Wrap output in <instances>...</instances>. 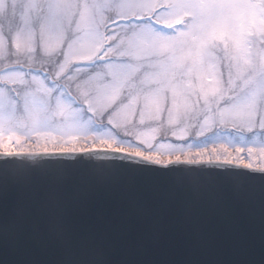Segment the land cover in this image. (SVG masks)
I'll return each instance as SVG.
<instances>
[{"label":"snow or ice","instance_id":"snow-or-ice-1","mask_svg":"<svg viewBox=\"0 0 264 264\" xmlns=\"http://www.w3.org/2000/svg\"><path fill=\"white\" fill-rule=\"evenodd\" d=\"M153 121L176 131L160 140ZM194 131L240 142L194 147ZM74 175L126 188L80 213L55 191L34 198ZM161 179L258 186V222L144 186ZM0 264H264V0H15L0 14Z\"/></svg>","mask_w":264,"mask_h":264},{"label":"water","instance_id":"water-1","mask_svg":"<svg viewBox=\"0 0 264 264\" xmlns=\"http://www.w3.org/2000/svg\"><path fill=\"white\" fill-rule=\"evenodd\" d=\"M144 186L148 190L159 189L167 193L174 202H189L207 213L209 217H211L215 199L223 198L237 217L256 222L259 219L260 191L258 186L251 188L248 185L232 184L220 189L214 182H209L205 187L197 188L187 181L177 185L175 181H170L168 184L162 179L147 180ZM125 188L126 182L122 180L108 182L103 179H93L90 183H86L78 175H74L64 183L55 179L41 182L37 190L33 192V196L43 199L47 193L55 191L62 200L73 205L72 211L80 213L87 210L84 205H91L102 199L117 198Z\"/></svg>","mask_w":264,"mask_h":264},{"label":"rangeland","instance_id":"rangeland-1","mask_svg":"<svg viewBox=\"0 0 264 264\" xmlns=\"http://www.w3.org/2000/svg\"><path fill=\"white\" fill-rule=\"evenodd\" d=\"M14 5H15V0H0V14L11 15ZM146 127L158 129V136L160 140H166V139L171 138L172 133L176 131V128L174 126H170L166 121H153L152 123L146 125ZM116 131H117V134H119L120 132L124 130L117 129ZM131 138L133 139V141L135 140V133H133ZM217 138L221 140H225V142H227V140H232L235 143L240 142L239 135L234 136L231 133H228L227 135H225L224 132H220L218 137L215 134H213L211 136H206L203 139H196L195 131H194L192 143L194 147H199L203 143L211 144Z\"/></svg>","mask_w":264,"mask_h":264}]
</instances>
